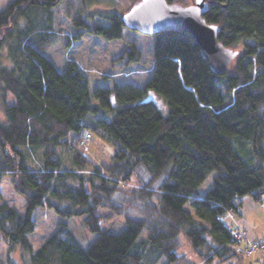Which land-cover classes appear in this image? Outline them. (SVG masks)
<instances>
[{
    "label": "trees",
    "instance_id": "1",
    "mask_svg": "<svg viewBox=\"0 0 264 264\" xmlns=\"http://www.w3.org/2000/svg\"><path fill=\"white\" fill-rule=\"evenodd\" d=\"M61 1L11 0L0 8V182L9 176L25 198L24 211L0 203V238L19 253V261L0 253V264H194L180 251L181 236L201 264H245L225 217L244 195L264 200V0H207L203 16L219 26L225 46L239 50L225 72L212 70L190 33L167 29L154 34L144 85L93 91L76 61L60 71L46 53L62 35L54 27ZM92 2L79 0L73 38L123 37V15L135 2L98 13L86 10ZM127 53L142 57L137 46L121 57ZM150 89L167 110L146 99ZM108 142L109 157L97 159ZM38 206L82 216L97 237L85 246L62 221L34 249ZM121 214L122 231L101 229L103 217Z\"/></svg>",
    "mask_w": 264,
    "mask_h": 264
},
{
    "label": "rangeland",
    "instance_id": "2",
    "mask_svg": "<svg viewBox=\"0 0 264 264\" xmlns=\"http://www.w3.org/2000/svg\"><path fill=\"white\" fill-rule=\"evenodd\" d=\"M9 1L11 0H0V8H3ZM135 1L95 0V2L90 3L86 7V10L95 13L115 10L124 12ZM78 3L79 0H63L54 8L56 12L54 27L62 35L48 48L46 53L54 61L57 69L63 71L69 61H76L88 75L91 91L97 85L113 87L115 82L144 85L152 74L155 35L125 27L121 38L108 39L101 35L85 32L79 38L74 39L73 34L76 32V28L73 26L72 16L78 10ZM98 19L99 15L96 14L93 21ZM70 38L71 43L68 44ZM133 46L141 49L142 57L140 60H129L128 53L121 57L126 49H130ZM5 51L4 49L3 52ZM146 99L154 100L163 110H167L164 98L155 90H148ZM94 102L97 103L96 100ZM2 111L0 106V119L4 118ZM94 136L96 135L94 134ZM93 142H95L94 137L88 139L86 145L89 146ZM94 146L95 148L97 147L96 144ZM95 148L92 149L93 152L97 150ZM112 148L113 144L109 142L100 147L98 149L99 158L97 159L109 157V149L112 150ZM242 155L245 159H248L247 155ZM34 158L37 159L38 157L35 155ZM142 174V177L146 179L147 174L144 172ZM212 177L213 174L209 175L203 182V191L211 186ZM3 202L16 206L20 211L25 210V198L15 191L9 176H4L0 182V203ZM107 209V207H101L100 212L105 214ZM33 217L36 221V228L29 236L34 249L39 248L62 221L68 223L74 234L85 246L90 245L97 237V233L91 232L84 224L82 216L62 217L52 208L38 206L34 211ZM225 218L227 224L231 227H236L234 229L237 232L242 231L246 236L245 240L233 245L234 250L243 255L244 263L264 264V248L250 245L252 239L259 240L264 238V200L257 201L249 194L244 195L241 198L239 209L228 212ZM125 227L124 214L115 215L112 218L103 217L101 228L103 231L119 232ZM180 251L185 252L194 264H201L199 257L191 251L187 241L182 236L180 239ZM0 253L4 257L9 253L15 260L19 261L18 249H13L10 252L9 246L1 238Z\"/></svg>",
    "mask_w": 264,
    "mask_h": 264
},
{
    "label": "water",
    "instance_id": "3",
    "mask_svg": "<svg viewBox=\"0 0 264 264\" xmlns=\"http://www.w3.org/2000/svg\"><path fill=\"white\" fill-rule=\"evenodd\" d=\"M208 1L194 0L191 4L168 0H138L123 15L129 28L147 34L172 29L190 33L199 43L204 58L215 73H223L239 50L225 46L219 39L220 28L203 16Z\"/></svg>",
    "mask_w": 264,
    "mask_h": 264
},
{
    "label": "built area",
    "instance_id": "4",
    "mask_svg": "<svg viewBox=\"0 0 264 264\" xmlns=\"http://www.w3.org/2000/svg\"><path fill=\"white\" fill-rule=\"evenodd\" d=\"M234 237H235V241L233 242V244H232V247H233V245H235V244H239V242L240 241H243V240H245V238H246V236L242 233V231H240V232H237L236 230L234 231ZM250 245L252 246V247H263L264 248V238H261V239H252L251 241H250ZM234 249V248H233ZM244 251V250H243Z\"/></svg>",
    "mask_w": 264,
    "mask_h": 264
}]
</instances>
